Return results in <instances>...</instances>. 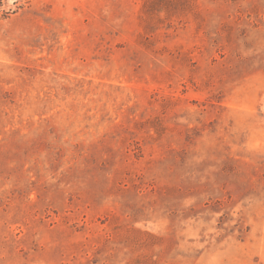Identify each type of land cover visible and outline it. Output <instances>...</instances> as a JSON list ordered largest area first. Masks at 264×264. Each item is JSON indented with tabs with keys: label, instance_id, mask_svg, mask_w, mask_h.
<instances>
[{
	"label": "rangeland",
	"instance_id": "obj_1",
	"mask_svg": "<svg viewBox=\"0 0 264 264\" xmlns=\"http://www.w3.org/2000/svg\"><path fill=\"white\" fill-rule=\"evenodd\" d=\"M0 264H264V0H0Z\"/></svg>",
	"mask_w": 264,
	"mask_h": 264
}]
</instances>
